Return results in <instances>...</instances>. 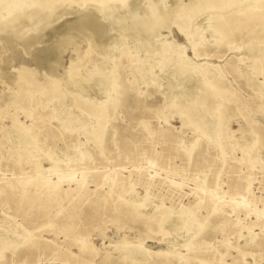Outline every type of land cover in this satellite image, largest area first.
<instances>
[{
	"label": "rangeland",
	"instance_id": "obj_1",
	"mask_svg": "<svg viewBox=\"0 0 264 264\" xmlns=\"http://www.w3.org/2000/svg\"><path fill=\"white\" fill-rule=\"evenodd\" d=\"M14 1L9 0L2 8L0 19ZM101 1L74 0L64 4L44 27H27L22 39L11 32L0 34V234L14 225L9 219L3 222L7 215L34 230L36 243L14 255L3 254L0 264H78L70 254H79L73 245L80 236L87 237L99 253L94 259L83 258L85 264H137L112 251L122 241L141 243L150 253H164L173 250L166 242L181 245L191 238V250H174L187 258L188 264H220V254L223 264H264V84L256 85L264 83V76L252 75L254 81L247 80L238 61L244 56L243 50H257L253 36L264 41V22H255L245 32L238 29L234 45L242 51L229 50L223 44L215 45L208 30L216 10H204L192 22L191 32L200 34L194 52L172 26L167 28L168 22L175 21L172 9L187 0ZM165 11L173 15L169 12L168 16ZM83 16L87 27L77 22ZM154 18L162 26L159 32L156 27H149ZM88 40L96 46L95 52L75 66L82 84L73 89L66 83L64 72L77 53L87 51ZM170 41L182 45L189 60L214 65L215 73L224 76L231 93L227 105L232 106L224 109L227 126L213 128L208 122L201 129L207 133L214 129L224 142L223 147L194 131L197 123L193 120L188 119L182 126L174 103L176 96H180V91L184 94L197 89L192 78L177 81L172 68H161L170 53L162 57L159 50ZM123 42L129 48L137 44L149 46L151 53L141 51L138 55L141 61L146 57L150 64L154 63L151 76L155 81L145 82L139 73L131 76L130 69L134 67L124 72V84L129 88L124 91L121 105L108 109L104 134L97 143L84 133L86 128L92 131L96 119L90 121L87 113H79L69 105L74 99L78 105L107 101L104 87L102 93L99 87L102 77L96 73L90 76L89 72L101 64L107 68ZM62 43L64 46L60 47ZM169 50L174 51V47ZM46 51H57L53 70L49 69L51 63L40 60L39 54L47 55ZM23 69L40 85L58 81V91L66 94L63 105L67 103L71 112L77 111L79 123L67 126L49 120L58 99L46 109L38 107L28 119L19 110L17 120L37 135V147L34 157H23L17 163L20 157L14 149L20 139L11 124L18 105L8 104L16 100V78ZM169 97L173 103L167 105ZM210 103L214 105L215 100ZM216 104L223 103L219 99ZM247 150L258 161L253 167L249 157L240 161ZM106 176L115 177V187H109ZM54 177L63 182L47 196L43 183ZM68 179L77 183H69ZM27 181L30 183L23 189L21 183ZM119 195L127 201L132 197L137 204L149 199L147 203L162 205L163 210L169 211L165 236L162 237L157 216L143 223L145 218L122 207L117 200ZM182 206L190 208L196 221L188 222L184 228L178 219ZM200 226L203 228L196 233ZM105 253H110V260H103ZM145 264L170 263L157 259Z\"/></svg>",
	"mask_w": 264,
	"mask_h": 264
},
{
	"label": "bare ground",
	"instance_id": "obj_2",
	"mask_svg": "<svg viewBox=\"0 0 264 264\" xmlns=\"http://www.w3.org/2000/svg\"><path fill=\"white\" fill-rule=\"evenodd\" d=\"M8 1L9 0H0V12L2 11V8L6 4H8ZM22 1L26 2L24 6L20 5ZM73 1L74 0H15L12 5V8L7 10L6 14L2 17V19H0V34L11 32L12 34L16 35V37L22 39L24 35L22 32L28 30L27 27L36 28V29H40L44 27V25L47 22L52 20L51 19L52 16L55 15L54 12L59 7H61L64 4H71ZM106 1L107 0H102L101 2L105 3ZM122 1L124 3L126 2V0H122ZM187 1L188 3L176 5L172 9V13L174 14L175 21L168 22L169 26L167 28L170 29V27L172 26L177 31V33H179L185 39L189 47L194 52H196L195 48L197 42L200 40V34L198 33L193 35V33L191 32V27L193 25L192 22L194 20V16H196L199 13H202L204 10H216V12L211 17V20L214 22L209 25L208 30L212 33L211 35L214 37L213 42L215 43V45L223 44L227 46L229 50L242 51V48L240 49V47L234 45V39L237 36V33H239L237 32L238 29H241L242 32H245L249 28L254 27L255 22H258L260 24L264 22V11H263L264 0H187ZM45 11H48L50 13L47 14ZM170 11L168 12L165 11V13L169 16ZM172 13L170 12V14ZM77 20L78 19H76V21ZM77 22H80L79 23L80 26L87 27L85 16H83V18L79 19ZM73 24L75 23L73 22ZM151 26H153L154 28L156 27L155 28L157 29L156 32H159V30L162 28V26H159L158 24V19L155 20V18L149 21V27ZM253 39L257 43V50L255 51L253 48H249L247 49V51L243 50V52L245 51L244 56L238 58V61L242 66L241 73L245 78H247V80H252V75L264 76V41L257 36H253ZM125 45L126 44L123 42L119 47H117L115 55H113L110 58V61L107 63L108 65L107 68L106 66L105 68L104 67L102 68L101 65L103 64H101L100 68L99 67L98 69L95 68L89 72L90 76L96 73L99 74L100 77H102L99 87L100 89L101 87L102 88L104 87L107 101L100 105L93 104L92 102H86L85 104L78 105L77 99H74L73 104L69 103L71 104L69 105V107L70 106L71 108L74 107V109L79 111V113L82 114L87 113V116H89L90 121L96 119L94 122L95 127L92 129V131L91 129L86 128L84 133L90 135L92 139L95 140L97 143L101 142V138L104 134L103 128L105 125L106 117L108 115V109L112 106H120L122 98L124 96V91L129 88V86L124 84V79H123V77L125 76L124 72L130 67H134L135 70L133 68L130 69L131 76H135L136 73H139L142 75L143 80L145 82L155 81V79L151 76V70L154 69L155 67L154 63L150 64L149 63L150 61L146 57L141 61L139 58L140 56L138 55L139 52L141 51L148 53L150 51L149 46L148 45L146 46V44L145 45L137 44L136 46H133V48H129ZM63 46L64 43H62L60 47ZM170 46L174 47V51L169 50ZM87 47L88 48L85 53L76 54V59L71 60L68 70L64 72V79H66L67 81L66 83L72 86L71 88H73V86L77 88V86H80L79 83L81 82V80H79L78 70L75 69V66H77L79 62L85 59V57L91 55L96 48V46L94 48V45L92 44L91 40L90 41L88 40ZM159 51L162 57L166 53H170L169 57L166 59L167 60L166 63L162 62L161 64L162 69L166 67H170V69L172 68L173 71L175 72L174 77L177 81L178 80L181 81L183 79L189 80L192 78L194 81L193 84L196 82L195 88L197 89V91L191 92L186 90V92L184 91L185 93L183 94L179 90L181 94L180 96H176L177 99L176 101H174V103L176 104L175 106L177 107V115L180 121L182 122V126L186 125L188 119L193 120L194 122L197 123L194 131H200L207 138L209 142H217V144L220 147H223L224 142L219 138L217 132L214 131V129H212L211 131V127H210L211 125L209 126L211 131L210 133L204 132L201 129L203 124L208 122L212 123L213 128L216 125L227 126L226 125L227 118L224 109L225 106L226 107L229 106L227 105V102L229 101L228 98L231 96V93L229 92L227 86L224 83V76L222 74L215 73L216 67L214 65H211L209 63L197 64L189 60L187 56H185V51L183 49V46L177 45L174 41L164 42ZM42 52L44 53L45 51ZM46 52L47 55L39 54L41 55L40 60L41 62L46 61L47 63H51L49 64V69L53 70L56 64L57 51L56 52L53 51L52 53L48 51ZM195 56L197 57L196 53ZM144 63L145 65H143ZM148 77L150 78L148 79ZM60 79L62 80L63 78ZM15 84H16L15 94L17 95L15 97L16 100L9 102L8 106L16 105V103L18 105L17 107L18 109H16L14 114H12V118L14 119H12L11 128H14L15 135L20 139V143L18 147L14 149V154H17L20 157V159L16 160L15 162L19 163V161L23 157L25 158L34 157L37 147L36 145L37 135H35L34 132H32L33 130L30 127L24 126L23 123L17 120V116L19 115V110L23 114V117L25 119H28L31 117V113L35 111L38 107L42 109H46L52 101L58 99V102L54 101L55 105L54 108H52L51 110L52 114L51 116H49V120L55 119L56 121H59L67 126L76 121L77 123L79 122L77 120L78 116L75 115L77 111L73 113L70 111L68 107L65 106V104L67 103L63 105L64 103L63 98L65 100L66 94L63 93L64 91L62 92L58 91V85H59L58 81L52 80L49 81L47 84L40 85L35 80H32V74L26 71V69H23L21 72H19ZM169 84H171L170 86L172 92H175L173 89L176 87L173 85V83H171V80ZM263 84H264L263 82L256 83V85L259 86ZM102 92L103 90L101 91V93ZM169 93H171V91H169ZM45 97L48 99L44 100ZM30 98L32 99V104L27 105L28 101H30ZM167 99H166L167 105L173 103V98L171 99L169 97ZM219 99L223 103L222 105L216 104V102H218ZM261 99H264V90L261 92ZM214 100H215V104L210 106L209 103ZM231 107L232 106H229L230 109ZM247 157H249L248 162L251 164V167H253L258 162L256 161V159L250 157L248 150L243 154L242 159L240 161L242 162L246 160ZM61 179L62 178L54 177L53 179H49L43 183V185L45 186L44 189L47 193V196H50L51 193H53L59 187L61 182H63ZM71 181L77 183V181L75 180L73 181V179H68L67 182L71 183ZM105 181L108 183L109 187L111 188L115 187L116 184L115 177L108 178V176H106ZM29 183L30 181H27L26 183H21L22 188L24 189L25 186L29 185ZM72 185L73 183L71 184V186ZM117 200L121 203L122 207L126 208V210L132 211L138 217L145 218L143 220V223L145 224L148 223L150 219L157 216L159 218V228L162 233V237L165 236V233L163 231L165 226L167 224H170L169 223L170 212L163 210L162 205L159 206L158 204H153L152 202L147 203L149 199L144 200L143 203L137 204L135 201H133L132 197L130 198V200L127 201L122 198V195L117 196ZM117 208L118 206L116 207V211H118ZM179 213L180 215L178 216V219L181 223L180 224L181 228H184L188 224V222L196 223L193 214L190 213V208L182 206ZM189 215H192V217L189 218ZM7 219L11 220V223H14V225L12 227L10 225L6 229H3L4 234L3 235L0 234V258L5 253L14 255L17 252L23 251L29 247L36 245V243L33 241L34 238L33 235L35 232L34 230H28L23 226L22 223H18L11 216L7 217L6 215L3 222ZM202 228L203 226H200V228L196 230V233H198ZM163 241L165 240L163 239ZM140 244L141 243L136 244L135 242L132 243L127 241H122L119 244L115 245L112 251L117 252V255H119L121 259L123 258V260H127V259L134 260L135 261L134 263L137 264H145L152 260L156 261L157 259H161L164 262H168L170 264H188L187 263L188 259L182 256L180 252L175 253L174 250L180 248H187V250H191V247L194 245V242H193V238H191L187 242H184V244L181 245L174 244L173 241L166 242V245L173 250L164 253H150V251H148L147 249L142 248ZM73 246H75L79 254L75 255L71 253L70 257L71 259L77 261L78 264H85V262H87L86 260L83 259L85 257L94 259L99 256L98 255L99 253L95 245L91 243V241L85 236H80V238L74 239ZM220 256L222 260L223 255L220 254ZM110 258H111L110 253H105L103 260L108 261L110 260ZM221 260H220V264H223ZM198 264H207V262L198 261Z\"/></svg>",
	"mask_w": 264,
	"mask_h": 264
}]
</instances>
